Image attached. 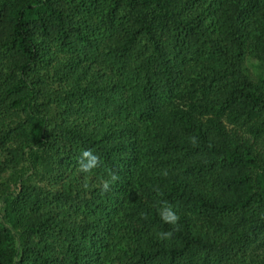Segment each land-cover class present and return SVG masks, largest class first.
<instances>
[{
	"label": "trees",
	"instance_id": "trees-1",
	"mask_svg": "<svg viewBox=\"0 0 264 264\" xmlns=\"http://www.w3.org/2000/svg\"><path fill=\"white\" fill-rule=\"evenodd\" d=\"M262 246L264 0H0V264H264Z\"/></svg>",
	"mask_w": 264,
	"mask_h": 264
},
{
	"label": "clouds",
	"instance_id": "clouds-1",
	"mask_svg": "<svg viewBox=\"0 0 264 264\" xmlns=\"http://www.w3.org/2000/svg\"><path fill=\"white\" fill-rule=\"evenodd\" d=\"M100 164V157L93 152L92 149H85L81 151L78 165L79 171L83 173H91ZM118 177L115 174H111L110 179L105 181L102 185V189L107 191L112 182ZM158 215L161 220L167 224L176 225L179 220L178 212L166 202H162L161 207L158 209ZM160 239H167L171 236V232L158 233Z\"/></svg>",
	"mask_w": 264,
	"mask_h": 264
},
{
	"label": "rangeland",
	"instance_id": "rangeland-1",
	"mask_svg": "<svg viewBox=\"0 0 264 264\" xmlns=\"http://www.w3.org/2000/svg\"><path fill=\"white\" fill-rule=\"evenodd\" d=\"M252 62V64L254 65H251V64H249L250 66H251V68L253 69V71H257L258 69H257V67H255L256 65H257V63H256V61H251ZM253 66V67H252ZM255 67V68H254ZM254 254H257V258H262V257H264V246H262L259 250H257V252L256 253H254Z\"/></svg>",
	"mask_w": 264,
	"mask_h": 264
}]
</instances>
